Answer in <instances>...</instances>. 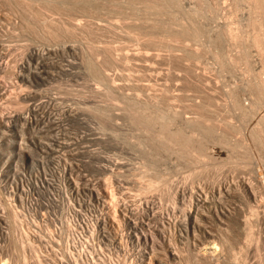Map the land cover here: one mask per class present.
Masks as SVG:
<instances>
[{"label": "rangeland", "instance_id": "obj_1", "mask_svg": "<svg viewBox=\"0 0 264 264\" xmlns=\"http://www.w3.org/2000/svg\"><path fill=\"white\" fill-rule=\"evenodd\" d=\"M178 1L148 10L144 0H92L100 6L93 17L70 10L50 24H24L0 7V264H264V147L251 134L264 100L243 116L228 97L232 87L248 104L264 77L250 2ZM191 21L204 42L184 32ZM233 55L243 59L235 65ZM163 123L196 130L203 148L198 139L185 148L168 142L158 134ZM198 123L211 127L200 124L203 133Z\"/></svg>", "mask_w": 264, "mask_h": 264}, {"label": "bare ground", "instance_id": "obj_2", "mask_svg": "<svg viewBox=\"0 0 264 264\" xmlns=\"http://www.w3.org/2000/svg\"><path fill=\"white\" fill-rule=\"evenodd\" d=\"M143 1V0H142ZM160 1L161 0H144V3H145V7L146 8H148V10H150V9H153V10H159V9H161L160 7ZM178 1V0H177ZM249 2H250V15H248L249 17L247 18V26L249 27V28H251V30H249L250 32H251V34H250V43H251V45L254 47V48H256V50H257V52H258V54H259V56H260V64H261V66H260V64H259V68L257 69L258 71H256V72H258L259 74H261V73H263V76H264V0H248ZM97 2V1H96ZM93 3L92 2V0L90 1V0H0V7H2V8H6L7 10L9 9L10 11H14V13H15V15H16V13H17V15H19V17L21 16L23 19V21H21V22H24V24H28L29 22H30V20L29 19H43L44 20V22H48L49 23V21L48 20H50V17H51V22L52 21H54V20H52L53 19V17L51 16V15H55V14H58V15H60L61 16V14L62 15H64V14H72L71 12H69L70 10H75L76 12L74 13V14H76V13H80L81 12V14H83V15H87V16H90V17H93V16H91V14L92 13H96L97 11V9L100 7L97 3ZM135 2V1H134ZM179 2V1H178ZM142 3V2H141ZM143 3V4H144ZM97 6H99V7H97ZM135 5V4H134ZM4 6V7H3ZM95 6L97 7V8H95ZM144 6V5H143ZM199 7V6H198ZM1 8V9H2ZM236 8H238L237 6H236ZM140 9V8H139ZM8 10V11H9ZM147 10V11H148ZM188 10V9H187ZM194 10V9H193ZM9 11V12H10ZM77 11H79V12H77ZM196 11V10H195ZM192 12V11H191ZM11 13V12H10ZM94 13V14H95ZM134 13V12H133ZM141 13V12H140ZM143 13V12H142ZM186 13V12H185ZM192 13H194V12H192ZM146 14V13H145ZM6 15V14H5ZM93 15V14H92ZM189 15V14H188ZM12 16H14V14L12 15ZM68 16H70V15H68ZM192 16V15H191ZM190 16V17H191ZM134 17V16H133ZM187 17V16H186ZM14 18V17H13ZM72 18V17H71ZM137 18V17H136ZM145 18V17H144ZM188 18V17H187ZM192 18V17H191ZM195 18H196V16H195ZM76 20V19H75ZM132 20V19H131ZM139 21H142V19L140 20V19H138ZM152 20V19H151ZM189 20V19H188ZM137 20H135V22H136ZM145 21H146V19H145ZM145 21H142V22H145ZM193 21H194V19H193ZM43 22V23H44ZM74 22V21H73ZM149 22V21H148ZM157 22V21H156ZM71 23H72V21H71ZM74 23H76V22H74ZM87 23V22H86ZM146 23V22H145ZM151 23V22H150ZM150 23H148V25H150ZM154 23V22H153ZM21 24V23H20ZM50 24V23H49ZM52 24H55V23H52ZM57 24V23H56ZM63 25H64V23H62ZM70 24V23H69ZM78 23H76V24H73L72 23V25H70V26H72L73 27V29L77 26H79V25H77ZM79 24H81V23H79ZM83 24V23H82ZM88 24H90V23H88ZM116 24V23H115ZM114 24V25H115ZM130 24V23H129ZM132 24H136V23H134V22H132L131 21V25L129 26L130 28H132L133 27V29H135V30H138V31H140L139 33H142V29H144V28H142L143 26H144V24H141V25H143V26H141L140 27V25H139V22L137 23L138 25H136L135 27L132 25ZM191 24H192V21H191ZM190 24V25H191ZM200 24V23H199ZM242 24V23H241ZM83 25H85V23L83 24ZM92 25V24H91ZM114 25L112 24V26L114 27ZM147 25V23L145 24V26ZM153 24H151V26H152ZM184 26L185 28H183L185 31L184 32H186V33H188L192 38H198V39H200L199 38V36L201 35L200 33H201V31H200V26L198 27L197 25H195V22H193V24L191 25V26ZM45 26H47V24H45ZM62 25H60V27H61ZM65 26V25H64ZM93 26V25H92ZM116 26V25H115ZM127 26H128V24H127ZM132 26V27H131ZM144 26V27H145ZM154 26V25H153ZM241 26V25H240ZM20 27H21V25H20ZM48 27V26H47ZM52 27V26H51ZM54 27V26H53ZM56 27V26H55ZM57 27H59V26H57ZM56 27V28H57ZM69 27V26H68ZM67 26H65V28H68ZM71 27V28H72ZM76 27V28H77ZM129 27H128V29H129ZM140 27V28H139ZM146 27H148V26H146ZM145 27V28H146ZM242 27H244L243 25H242ZM18 28V27H17ZM50 28V27H49ZM55 28V29H56ZM63 28V27H62ZM64 28V29H65ZM75 28V29H76ZM79 28V27H78ZM80 28H83V27H80ZM110 28H111V25H110ZM247 28V27H246ZM127 29V30H128ZM133 29H130V30H132L133 31ZM139 29H141V30H139ZM147 29V28H146ZM205 29V28H204ZM242 29V28H241ZM59 30V29H58ZM70 30V29H69ZM94 30V29H93ZM181 31H182V28L180 29ZM55 30H53V32H54ZM57 31V30H56ZM112 31V30H111ZM176 31H178V30H176ZM176 31L174 32V33H176ZM203 31V30H202ZM69 32V31H68ZM134 32V31H133ZM137 32V31H136ZM173 32H172V36H173ZM183 32V33H184ZM205 32V31H204ZM229 32V34H230V37L232 38V40L234 41V39H237L236 37H237V35H239L238 33H232L231 31H228ZM58 33V32H57ZM71 33V32H70ZM179 33V32H178ZM177 33V34H178ZM241 33V32H240ZM48 34H50V33H48ZM55 34V33H54ZM136 34V33H135ZM204 34V33H203ZM58 35V34H57ZM176 35V34H175ZM184 35V34H183ZM188 35V36H189ZM51 36H53V35H51ZM211 36V35H210ZM229 36V35H228ZM203 37V36H202ZM53 38V37H52ZM176 38V37H175ZM173 39H174V37H173ZM180 39V38H179ZM191 39V38H190ZM197 39V40H198ZM211 39V38H210ZM209 39V40H210ZM213 39V38H212ZM176 40H178V39H176ZM199 41H201V39L199 40ZM205 41V39L203 40V41H201V42H204ZM206 42H208L207 44L209 45V41H206ZM212 44H214V40H211L210 41ZM235 42H236V40H235ZM202 44H204V43H202ZM215 44H216V42H215ZM235 43L233 42V45H234ZM240 45V44H239ZM185 46H187V45H185ZM185 46H183V47H185ZM206 46V45H205ZM213 46V45H212ZM211 45H210V47H212ZM66 47V46H65ZM197 47V46H196ZM207 47V46H206ZM209 47V48H210ZM240 47V46H239ZM245 47V46H244ZM187 48H188V46H187ZM193 48H195V47H193ZM198 48H200V47H198ZM202 48H204V47H202ZM214 48V47H213ZM217 48V47H216ZM212 49L211 48V52L214 54V55H216V56H218L219 55V51L217 50V49ZM235 48H236V46H235ZM237 48H238V45H237ZM242 48V47H241ZM240 48V49H241ZM246 48V47H245ZM241 49L240 50V52L242 51H244V50H246V49ZM50 49H52V48H49L48 50H50ZM63 49V48H62ZM190 49V48H189ZM192 49V48H191ZM190 49V50H191ZM197 48H195V49H192L191 50V53H192V55L193 56H195L196 54V56L198 57V54L200 55L201 53H198L197 52V50H196ZM220 49V48H219ZM53 50H54V48H53ZM58 50V49H57ZM204 50V49H203ZM44 52V51H43ZM54 52H55V50H54ZM58 52V51H57ZM200 52H203L202 50H200ZM221 52V51H220ZM33 53H35V52H33ZM38 53V52H37ZM45 53V52H44ZM206 53V52H205ZM244 53V52H243ZM242 53V54H243ZM42 54V53H41ZM191 55V56H192ZM235 55V54H234ZM229 56L230 57V60H231V62L233 63V64H235V65H237L243 58H241V56L242 55H240V56ZM237 55V54H236ZM247 55V54H246ZM48 56V55H47ZM50 56V55H49ZM188 56V55H187ZM219 57V56H218ZM243 57V56H242ZM247 57V56H246ZM196 58V57H195ZM244 58H245V56H244ZM194 59V58H193ZM219 60V59H218ZM39 61V60H38ZM30 62V61H29ZM42 62V61H41ZM46 63V62H45ZM30 65H31V63H30ZM48 65V64H47ZM222 65V64H221ZM34 66V65H33ZM30 69V68H29ZM28 69V70H29ZM222 70H223V68H221ZM39 70H41V69H39ZM260 70V71H259ZM30 71V70H29ZM46 71V70H45ZM38 72V71H37ZM23 74V73H22ZM27 74V73H26ZM255 75H257L256 73H254ZM105 75V74H104ZM262 75V74H261ZM26 76V75H25ZM53 76V75H52ZM258 76V75H257ZM256 76V79L258 78ZM261 76H259V78H260ZM24 79V78H23ZM108 79V78H107ZM29 80V79H28ZM259 80V79H258ZM110 81V80H109ZM32 83V82H31ZM257 83V82H256ZM22 84V83H21ZM251 84H249L248 86H250ZM255 85V84H254ZM19 86V85H18ZM21 86V85H20ZM247 86V85H246ZM247 86V90H248V88H250V87H248ZM251 86H253V82H252V85ZM256 87H253V88H250L251 90L252 89H254V92L252 91V92H250L251 94H249L248 93V96L250 95V98H248V104H243L242 103V101H243V99H242V101H241V96H239L240 94H242V93H236L237 92V90L235 91L232 87H230V91H229V95L230 96H228L229 98L231 97V100H230V103H231V106H232V108H234L235 109V111L237 112V110L238 111H240V112H238L239 114H243V116L244 115H248V114H250L251 112H255V111H257V109H259L258 107H259V105L261 104V102L264 100L263 98V96H264V77L262 78L261 77V79L258 81V83L255 85ZM26 87V86H25ZM22 89V88H21ZM245 89V90H246ZM249 89V90H250ZM232 90H234L235 91V93H234V91L232 92ZM248 92V91H247ZM263 93V94H262ZM259 95H261V96H259ZM243 96V95H242ZM135 97H136V94H135ZM137 97H138V95H137ZM259 97H261V98H259ZM228 98V99H229ZM259 100H262L261 102L259 101ZM228 102V101H227ZM259 102H260V104H259ZM225 103H226V101H225ZM264 103V102H263ZM227 104H229V103H227ZM36 105V104H35ZM198 105H199V103H198ZM195 106H196V104H195ZM202 108H206V107H209V106H206L205 107V105L202 103ZM218 106V105H217ZM223 106H224V104H223ZM215 107V106H214ZM229 107H230V105H229ZM229 107H227V108H229ZM136 108V107H135ZM201 108V107H200ZM224 108H225V106H224ZM231 108V109H232ZM26 109V108H25ZM198 108H196V110H197ZM223 109V108H222ZM231 109H228V111L229 110H231ZM233 109V110H234ZM237 109V110H236ZM35 110V109H34ZM64 110V109H63ZM195 110V111H196ZM198 110H200V109H198ZM203 109H201L200 110V112L202 111ZM205 110V109H204ZM211 110V109H210ZM214 110V109H213ZM233 110H232V112H233ZM215 111V110H214ZM214 111H212V113L214 112ZM227 111V110H226ZM197 112H199V111H197ZM203 112V111H202ZM201 112V113H202ZM219 112V111H218ZM235 112V113H236ZM34 113V112H33ZM196 113V112H195ZM222 113V112H221ZM220 113V114H221ZM227 113V112H226ZM246 113H248V114H246ZM150 115V114H149ZM264 115V114H263ZM263 115H261V116H263ZM144 116V115H143ZM143 116H141L143 119H144V117ZM147 116H148V114H147ZM151 117H149L148 116V118L149 119H147V117H145L146 118V120L145 121H147L148 123L150 122V123H152L154 120V118H155V116H154V118H152V115H150ZM141 117H140V119L138 120V121H143V120H141ZM161 117V116H160ZM160 117H157V119L159 120V118ZM199 117V116H198ZM194 118L193 117V119L192 118H190V120H186V121H189V122H185V123H189L190 125L189 126H191L192 125V127H194L193 126V124H195L196 122H202V120L200 119V117L199 118ZM203 117V116H202ZM247 117V116H246ZM136 118V117H135ZM150 118H151V120H150ZM171 118V117H170ZM263 118H264V116H263ZM138 119V118H137ZM196 120V122H194L193 124H191L192 122H190V121H192V120ZM197 119H199V120H197ZM204 119H205V117H204ZM207 119V118H206ZM8 120V119H7ZM32 120V119H31ZM30 120V121H31ZM153 120V121H152ZM157 120V121H158ZM6 121V120H5ZM145 121H143V122H141V123H143L144 124V126H147L148 124H146L145 123ZM152 121V122H151ZM159 121H163V120H159ZM165 121V120H164ZM170 121V122H169ZM167 120V122H165V123H168V125L172 122V120ZM261 121H262V123L264 124V121H263V119H262V117H261ZM261 121H258V123H256V125L253 127V129L251 130L252 131V135L253 136H255V140H257V141H255L254 139V142L256 143H259L258 141H260L261 142V144H260V148H262L261 147V145L264 147V127H263V124L261 125V124H259ZM6 123V122H5ZM149 123V124H150ZM159 123V122H158ZM206 123V122H205ZM142 124V125H143ZM164 124V123H163ZM201 124V126H202V123H200ZM200 124L198 123V125H197V128L196 129H198V127L200 128L201 126H200ZM229 124H230V122H229ZM233 124V123H232ZM235 124V123H234ZM231 125V126H229V128L230 127H232L233 129H234V127L236 128V126L235 125H237L238 126V124H235V125ZM161 125V127H160V129H159V135H162L168 142H172V143H174V144H179V146H182V147H187V144H189L188 142H190V141H192V140H195V142H197V139H198V141H199V139H201L199 136H197L196 137V133H197V131L196 130H193V131H191L190 133H187L183 128L184 127H176V128H168L169 126L171 127V125H169V126H166L167 124H164V125H162V124H160ZM187 125V124H186ZM186 125H184L185 127H188V126H186ZM207 124H204L203 123V126H205L204 127V129H206L207 128V126H209V125H207ZM148 126H151V125H148ZM196 126V125H195ZM202 126V127H203ZM234 126V127H233ZM209 127H211V125L209 126ZM7 128V127H6ZM22 128V127H21ZM144 128H147V127H144ZM195 128V127H194ZM193 128V129H194ZM228 127H227V129H229ZM149 129H150V127H149ZM187 129V128H186ZM201 129V128H200ZM200 129L198 130V131H200ZM208 129V128H207ZM206 129V130H207ZM155 130V129H154ZM202 130V132L204 133L205 131L203 130V128L201 129ZM210 130V129H209ZM226 130V129H225ZM6 131H8V130H6ZM6 131H5V133H6ZM12 131V130H11ZM2 132V131H1ZM210 132V131H209ZM233 132H236V131H233ZM238 132V131H237ZM11 133V132H10ZM9 133V134H10ZM156 133H157V131H156ZM199 133V132H198ZM18 134V133H17ZM23 134V133H22ZM226 134V133H225ZM223 135V134H222ZM228 136V135H227ZM230 136V135H229ZM161 137V136H160ZM206 137H207V135H206ZM231 137V136H230ZM12 138V137H11ZM205 138V137H204ZM13 139V138H12ZM222 139V138H221ZM236 139V138H235ZM241 139V138H240ZM260 139V140H259ZM165 140V141H166ZM201 140H203V137H202V139ZM200 140V141H201ZM224 140V139H223ZM229 140V139H228ZM237 140V139H236ZM252 140V141H253ZM199 141V142H200ZM203 141H205V139L203 140ZM238 141V140H237ZM236 141V142H237ZM240 141V140H239ZM248 141V140H247ZM26 142V141H25ZM197 143V144H200V146H201V148H199V150H201L203 147H202V145H204V144H202L201 145V142L200 143ZM242 142V141H241ZM241 142H239V144H247V143H241ZM250 142V141H249ZM254 142H252V144H255ZM27 143V142H26ZM204 143V142H203ZM219 143V142H218ZM227 142H225V144H226ZM191 144H192V142H191ZM196 144V143H195ZM173 145V144H172ZM250 145V144H249ZM20 146H21V144H19L18 145V148H20ZM200 146H198L197 145V147H200ZM237 146H238V142H237ZM241 146V145H240ZM259 146V145H258ZM24 147V146H23ZM27 147V146H26ZM50 147V146H49ZM243 147V146H242ZM250 147H251V145H250ZM28 148V147H27ZM234 147H232V149H233ZM238 148V147H237ZM236 148V149H237ZM246 148V147H245ZM244 147H243V149H245ZM248 148V147H247ZM255 148V147H254ZM254 148H252V150L254 149ZM43 149V148H42ZM187 149V148H186ZM195 149H196V147H195ZM239 149H241V147L240 148H238V150ZM242 149V150H243ZM251 149V148H250ZM256 149V148H255ZM22 150V149H21ZM60 150V149H59ZM199 150H193L194 152H195V157L196 158H199L200 157V159L199 160H201L203 157H205L204 155L202 156V153H200V152H197V151H199ZM237 150V151H238ZM252 150H250V151H252ZM257 150V149H256ZM255 150V151H256ZM19 151V150H18ZM64 151V150H63ZM203 151V150H202ZM223 151V150H222ZM231 151V150H230ZM234 151V150H233ZM232 151V152H233ZM245 151V150H244ZM250 151H247V152H250ZM254 151V150H253ZM254 151V152H255ZM226 152V151H225ZM246 152V151H245ZM253 152V156H254V153ZM257 152V151H256ZM259 152V151H258ZM227 153V152H226ZM229 153V152H228ZM235 153H238V152H235ZM241 153V152H240ZM262 153L263 152H259V155L261 154V156H263L262 155ZM243 154H245L244 152H243ZM248 153H246V155H247ZM256 154H258V153H256ZM256 154H255V156H256ZM22 155V154H21ZM230 155H232V153H230ZM229 154H228V156H230ZM242 155V154H241ZM240 155V156H241ZM250 155H252L251 154V152H250ZM250 155H249V157H250ZM259 155H258V157H259ZM220 156V155H219ZM219 156H218V158H219ZM260 156V157H261ZM217 157V156H216ZM227 157V156H226ZM242 157V156H241ZM252 157V156H251ZM223 157H221V161L224 159H226L227 160V158H223ZM245 158V157H244ZM206 159H207V157H206ZM229 159H231V158H229L228 157V160ZM241 159V158H240ZM223 160V161H224ZM225 160V161H226ZM201 161H204V159H202ZM200 161V162H201ZM206 161V160H205ZM215 161V160H214ZM56 162V161H55ZM207 162V161H206ZM205 162V163H206ZM56 164V163H55ZM145 165V164H144ZM60 166V165H59ZM62 166V165H61ZM148 166V165H147ZM217 166V165H216ZM54 168V167H53ZM59 168V167H58ZM67 168V167H66ZM143 168V167H142ZM60 169V168H59ZM1 170L2 169H0V181H2V173H1ZM66 170V169H65ZM46 172V171H45ZM44 172V173H45ZM48 174V173H47ZM61 174V173H60ZM5 175H7V174H5ZM46 176V175H45ZM31 177V176H30ZM72 177V176H71ZM78 178V177H77ZM48 179V178H47ZM49 180V179H48ZM77 180V179H76ZM33 181V180H32ZM37 181V180H36ZM52 181H53V179H52ZM78 181V180H77ZM76 181V182H77ZM150 181V180H149ZM49 182V181H48ZM55 182V181H54ZM80 182V181H79ZM86 182V181H85ZM111 182V181H110ZM152 182V181H151ZM251 182V181H250ZM249 182V185H248V182H244L245 183V186H246V188H249V186H250V183ZM25 183H26V181H25ZM37 183V182H36ZM52 183V182H51ZM148 183H150V182H148ZM1 184V183H0ZM22 184V183H21ZM80 184V183H79ZM253 184V183H252ZM27 185V184H26ZM52 185V184H51ZM107 186H108V184H106ZM113 185V184H112ZM32 186V185H31ZM79 185H77V187H78ZM252 186V185H251ZM6 187V186H5ZM50 187V186H49ZM54 187V186H53ZM149 187V186H148ZM16 188H18V187H16ZM55 188H57V187H55ZM75 188V187H74ZM88 188H91V187H87L86 189H85V191H84V193L92 200H99V196H98V189H95V190H92V189H88ZM201 188V187H200ZM251 188V187H250ZM84 189V188H83ZM17 190V189H16ZM21 190H23V189H21ZM96 190H97V192H96ZM113 189H111V191L109 192V198L106 200V201H108L109 203L111 202V206L113 207V205H114V199H115V195H114V193H113V191H112ZM251 190H253V189H251ZM6 191V190H5ZM78 191H79V189H78ZM226 191L227 192H229L228 191V188L226 189ZM15 192V191H14ZM81 192V191H80ZM234 192V191H233ZM251 192H253V191H251ZM255 192H256V190H255ZM1 193H2V191H1ZM78 193V192H77ZM220 193V192H219ZM253 194H254V192H253ZM11 195V194H10ZM256 195V194H255ZM184 196V195H183ZM19 197H20V195H19ZM106 197V196H105ZM83 198V197H82ZM24 199V198H23ZM206 199V198H205ZM26 200V199H25ZM95 200V201H96ZM97 200V201H98ZM1 201V200H0ZM20 201H21V199H20ZM117 201V200H116ZM203 201V200H202ZM219 201V200H218ZM2 202V201H1ZM62 202V201H61ZM24 203V202H23ZM64 203V202H63ZM46 204V203H45ZM1 205V204H0ZM63 205V204H62ZM80 205V204H79ZM84 205V204H83ZM117 206V205H116ZM115 207V206H114ZM103 210V209H102ZM81 211V210H80ZM101 212V211H100ZM206 212V211H205ZM96 214V213H95ZM127 214V213H126ZM131 214H133V213H131ZM1 215V214H0ZM195 215V214H194ZM130 216V215H129ZM81 217V216H80ZM161 217H162V215H161ZM194 217V216H193ZM196 217V216H195ZM132 218V217H131ZM131 218H130V220H131ZM1 219H2V217H1ZM129 219V218H128ZM158 219H160V217L158 218ZM196 219V218H195ZM6 220V219H5ZM161 220V219H160ZM197 220V219H196ZM102 221L103 220H101V219H98V220H96L95 222H96V228H100L101 226H102ZM128 221V220H127ZM126 221V222H127ZM243 221V220H242ZM246 221V220H245ZM245 221H243L244 222V224H245ZM1 222V221H0ZM134 222V221H133ZM162 222H164V220L162 221ZM195 222V221H194ZM243 222H242V224H243ZM107 223V222H106ZM127 223H129L130 224V222H127ZM128 224V225H129ZM137 224V223H136ZM136 224H134V225H136ZM247 224H248V220H247ZM247 224H246V227H245V225H244V228H248L250 225H248V227H247ZM1 225V224H0ZM82 225V224H81ZM164 225V224H163ZM164 227V226H163ZM249 230V229H248ZM84 231V230H83ZM246 231H247V229H246ZM5 232V231H4ZM250 230L249 231H247L246 233H248L247 234V237L249 236L250 237ZM245 233V232H244ZM252 234V233H251ZM98 235V234H97ZM245 235V234H244ZM252 236V235H251ZM146 237V236H145ZM246 237V238H247ZM248 237V238H249ZM247 238V239H248ZM146 239V238H145ZM250 239H251V237H250ZM225 240H228V238L227 239H225ZM212 241H214V240H212ZM217 241V240H216ZM248 241H249V239H248ZM254 241V240H253ZM215 242V241H214ZM216 245V246H219V244H218V241H217V243H213V245ZM220 246H221V244H220ZM191 250V249H190ZM213 250H214V248H213ZM211 251V250H210ZM209 251V252H210ZM220 251V250H219ZM218 253V252H217ZM236 255V254H235ZM242 256V255H241ZM215 257V256H214ZM235 258H236V256H235ZM238 262V261H237ZM236 262V263H237ZM242 262V261H241ZM231 263V262H230ZM233 263H235V261L233 262Z\"/></svg>", "mask_w": 264, "mask_h": 264}]
</instances>
